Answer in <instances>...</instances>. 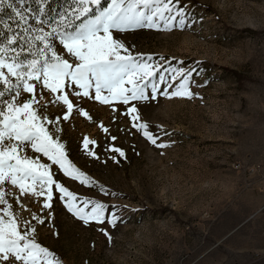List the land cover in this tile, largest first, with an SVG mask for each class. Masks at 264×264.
<instances>
[{"label": "rangeland", "instance_id": "obj_1", "mask_svg": "<svg viewBox=\"0 0 264 264\" xmlns=\"http://www.w3.org/2000/svg\"><path fill=\"white\" fill-rule=\"evenodd\" d=\"M102 1L104 7L111 2ZM157 6L163 8L154 4L147 11ZM169 7L166 18L184 11L170 31L163 21L160 30H112L133 56L153 66L148 99L101 103L94 87L85 97L66 84L73 111L65 120L67 106L52 102L64 93L37 85L35 94L47 105L40 114L53 121L45 127L87 181L65 175L30 148L26 154L51 165L52 179L74 194L77 207L90 212L97 202L105 205L104 223L85 224L68 211L69 198L55 185L50 208H44L47 194L21 195L4 185L21 231L34 227L36 242L59 264H264V182L234 166L264 165V0H171ZM53 43L73 62L58 38ZM231 70L244 78L237 81ZM180 73L189 77L191 98L171 95L184 79ZM32 95L22 93L21 102ZM132 106L137 113H129ZM141 124L155 144L138 130ZM85 138L95 143L85 148Z\"/></svg>", "mask_w": 264, "mask_h": 264}, {"label": "snow or ice", "instance_id": "obj_2", "mask_svg": "<svg viewBox=\"0 0 264 264\" xmlns=\"http://www.w3.org/2000/svg\"><path fill=\"white\" fill-rule=\"evenodd\" d=\"M170 2L171 0L168 3L165 0H111L95 14L93 6L99 8L101 0H72L74 7L71 10L65 9L59 14V20L53 18L50 24L49 19H40V16L45 15L43 9L39 15L33 13L31 17L27 16L21 10L25 0H0V13H4L6 8L11 9L18 18L14 20L15 28L0 21L3 29L11 33L5 35L4 30L0 29V37L3 38L0 39V205H5L0 209V261L5 264H59L49 249L36 242L34 227L29 226L27 230L21 231L18 216L6 199V183L18 188L21 195L47 194L44 208L51 207L49 201L52 199V185H55L59 192L69 198L66 206L73 215L85 224L89 221L104 223V204H93L90 212L77 207L74 194L52 179L51 165L40 163L39 157L34 159L26 154V150L30 148L33 152L46 156L52 164L59 165L65 175L79 179L81 183L87 181V177L68 161L64 145L58 138L54 139L53 134L45 127L46 123L51 124L53 121L40 114V109L47 105L40 104L43 96L37 98V85H41L51 94L58 91L64 93L66 84L69 87L75 85L82 89V93L74 94L85 97L90 95L89 89L94 87L95 98L101 103L120 101L128 104L130 100L148 99L145 96V87L147 81L155 75L153 66L142 55L133 56L122 42L113 38L112 30L123 32L145 26L160 30L159 21H163V30L170 31L176 16L184 15L181 9L175 16L166 18L164 13L173 11L169 7ZM154 4H163V8L157 6L154 10L147 11L153 9ZM85 17L86 19H82ZM29 19L34 20L40 27H31L28 24ZM75 21L81 22L76 25ZM43 25H50L51 31H45ZM178 26L183 28L182 19ZM69 28L73 30L69 31ZM56 38L73 62L58 53L53 43ZM121 51L125 54L122 55ZM147 59L151 60V57ZM164 79V76L160 77L161 81ZM126 84L131 87H125ZM104 92L108 95H103ZM22 93L33 95L21 102ZM155 93L156 85H153L152 99H155ZM163 94L167 95L166 92ZM171 95L192 97L188 75H184L182 83ZM60 101L67 106V114L63 117L67 120L73 111V103L68 93L55 96L52 102ZM128 111L130 114L137 113L135 106ZM80 114L88 115L83 110H80ZM132 118L138 120L139 116L133 115ZM140 129H145L144 135L152 143H156L146 131V124L139 125L138 130ZM89 143L95 142L85 138V148ZM16 199L19 202V197ZM88 203L89 201H84L85 207ZM33 218L41 224L44 223L39 217ZM108 222L114 226L116 218L113 217ZM105 235L108 233L105 232Z\"/></svg>", "mask_w": 264, "mask_h": 264}, {"label": "trees", "instance_id": "obj_3", "mask_svg": "<svg viewBox=\"0 0 264 264\" xmlns=\"http://www.w3.org/2000/svg\"><path fill=\"white\" fill-rule=\"evenodd\" d=\"M72 2V0H25V3L23 5V7L21 8L22 11L25 12V14L29 17H31L33 15V13H35L36 15L40 14V10L43 9L45 15L40 16V19H49L50 20V24H51V20L54 18L55 20H59V14L61 12H63L66 9V6L69 5V3ZM104 3L101 0V6L99 8H94L93 12L95 14H98L99 11H101L104 7ZM18 7H20L18 5ZM31 11H28V10ZM11 17V18H10ZM18 19L17 17H15V15L12 13L11 9H5L4 13H0V21H2L3 23H7L9 26L15 28V24H14V20ZM34 23L35 21L32 19H29L28 24L29 23ZM0 29H3V24L0 23ZM5 32V35H11V33H9L7 31V29H3ZM0 39H3L2 37H0ZM31 58V57H29ZM232 76L237 80L240 81L242 80L244 77L242 74L231 70L229 71Z\"/></svg>", "mask_w": 264, "mask_h": 264}, {"label": "built area", "instance_id": "obj_4", "mask_svg": "<svg viewBox=\"0 0 264 264\" xmlns=\"http://www.w3.org/2000/svg\"><path fill=\"white\" fill-rule=\"evenodd\" d=\"M234 166H237V171L241 170L245 174L251 176L257 174L259 179L264 182V165L256 164V165L243 166L241 165V163L237 162Z\"/></svg>", "mask_w": 264, "mask_h": 264}]
</instances>
